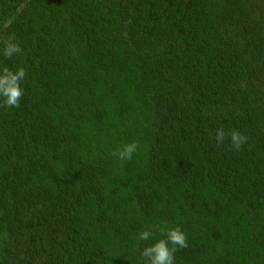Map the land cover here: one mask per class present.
Listing matches in <instances>:
<instances>
[{
    "label": "trees",
    "instance_id": "16d2710c",
    "mask_svg": "<svg viewBox=\"0 0 264 264\" xmlns=\"http://www.w3.org/2000/svg\"><path fill=\"white\" fill-rule=\"evenodd\" d=\"M8 37L0 264H147L171 227L173 264H264V0H0Z\"/></svg>",
    "mask_w": 264,
    "mask_h": 264
},
{
    "label": "clouds",
    "instance_id": "9594fccd",
    "mask_svg": "<svg viewBox=\"0 0 264 264\" xmlns=\"http://www.w3.org/2000/svg\"><path fill=\"white\" fill-rule=\"evenodd\" d=\"M3 44V56L7 58L13 57L15 54L21 52L19 44L13 42L11 37L0 39ZM26 77L24 67L18 66L15 70L6 65L0 66V98H2L3 105L9 108H18L20 106V99L23 96V90L20 87L21 81ZM214 138L217 144H223L226 139H229L232 146L239 150L247 141V137L237 130L226 132L223 128L216 130ZM137 150L135 142L125 144L115 154L121 159H131L132 154ZM160 231L165 233L167 240L158 239L155 242L144 247L142 256L146 259L147 264H173L174 252L176 248L188 247L186 235L179 227H171ZM153 233L148 230L139 233V239L148 241L152 238ZM169 244L173 245L172 248Z\"/></svg>",
    "mask_w": 264,
    "mask_h": 264
}]
</instances>
